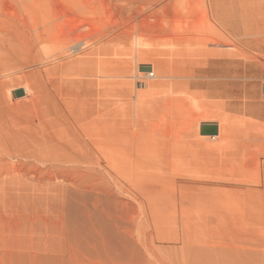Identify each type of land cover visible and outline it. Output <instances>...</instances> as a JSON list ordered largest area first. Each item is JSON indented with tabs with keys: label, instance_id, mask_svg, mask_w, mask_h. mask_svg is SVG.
I'll return each mask as SVG.
<instances>
[{
	"label": "bare ground",
	"instance_id": "1",
	"mask_svg": "<svg viewBox=\"0 0 264 264\" xmlns=\"http://www.w3.org/2000/svg\"><path fill=\"white\" fill-rule=\"evenodd\" d=\"M37 1L35 5L42 4L43 0ZM59 1L58 4L81 8L39 7L41 27L32 26L34 41L29 43L30 39L28 40L31 53L27 54H31L28 63H37L45 68L8 79L6 83L1 82L8 86H20L24 96L15 99H22V102L6 100V104L0 107L1 116L15 114L11 119L8 117L9 121L5 120L6 125H3L0 132V177L12 179L18 175L31 174L41 182L50 183L53 189H57L61 183L79 187L77 172L81 160H89V164L99 167L104 163L107 169L118 163L111 158L110 154L114 152L128 150L136 154L149 153L152 157L141 156L134 160L135 170L170 173L174 186L173 207L184 218H199L206 210L208 212V204L213 201L210 199L211 202L208 203L209 197L213 195L211 191L217 188L213 184L218 181L227 183L224 177L209 171L217 170L239 155H246L248 147L261 137L260 130L251 125L239 129L236 118L239 113L246 115L255 112L262 115L252 106V101L249 100L252 96L247 95L246 90L250 83L259 90L264 79V64L256 60L264 58V41L238 38L240 29L246 34V28H250L247 25L246 28L243 25L240 27L238 7L222 8L225 0L223 3L219 0H207L208 4L205 5L208 8H195L200 16L198 18L195 13L194 17L198 21L189 26H180L182 23L176 16L175 21L181 23L179 25L176 22L180 33L171 42V50L168 43L170 40H167V52L160 51L157 44L158 51L142 48L148 40L145 38L147 32L144 17L139 20L135 15L129 20L123 21L122 18L120 23H114L105 9L93 8L91 0ZM103 2L104 0L101 4ZM230 2L226 4L229 7L232 4ZM181 12L189 14L188 10ZM157 19L152 18L150 21L156 22ZM36 20L34 24H37ZM130 21L134 23L131 24ZM129 22V29L110 37L113 31ZM183 22L186 24L184 20ZM158 38L157 36L155 41ZM41 40H48L53 44L52 47L44 48L41 45L39 54L32 53L35 42L39 43ZM123 41L132 43L131 49L130 46L124 47L129 51L126 56V52H123L124 57H119L120 53H116L113 56L118 58H105L110 43ZM164 43L166 44V40ZM164 43L161 44L162 47ZM193 44L197 45L195 49L201 46V50H196L200 57L189 59L188 67H184L182 65L185 59L183 61L181 58L186 57L187 53L191 55L194 49L188 46ZM120 47L118 49L123 50ZM23 48L20 47L24 51L26 46ZM38 50L34 49L35 52ZM185 50L187 53H184ZM75 54L82 56L74 57ZM195 54H192L193 58ZM180 56L182 57L179 59ZM65 59L67 61L58 63ZM252 59L255 60L251 61ZM147 63L150 70L136 69L139 64ZM89 77L99 78L101 81H97V86L108 85L111 90L103 108L98 102V106L81 105L71 98L72 89L88 82L85 78ZM137 83L143 86L137 88ZM117 86L118 90L115 89ZM11 90L13 88L9 93ZM5 96L4 92H0V97L5 99ZM202 122H215L217 134L198 133ZM160 154H169L172 161H162ZM260 157H264V148H256L252 153L256 168L259 167ZM124 162L127 163V160ZM83 163L85 166L86 163ZM229 189L228 186H223L217 191L220 200L215 194L218 188L213 191L217 196V199L213 197L214 201L219 205L212 206L211 208H215L213 211L220 210ZM235 189L240 192L248 191L245 187ZM154 195L157 194L148 192L142 199L133 197L137 204L133 215L138 216V210L149 209L152 215L158 217L159 208Z\"/></svg>",
	"mask_w": 264,
	"mask_h": 264
},
{
	"label": "rangeland",
	"instance_id": "2",
	"mask_svg": "<svg viewBox=\"0 0 264 264\" xmlns=\"http://www.w3.org/2000/svg\"><path fill=\"white\" fill-rule=\"evenodd\" d=\"M31 1L0 0V92L6 94L5 99L0 97V107L6 104V100L22 102V99L15 100L17 96L14 95V91L20 89V86L10 84L8 86L1 82L6 83L8 79H15L21 75L35 73L37 70L45 68L37 63H28L31 54H27L30 52L29 43L34 41L32 26L41 27L38 17L40 8L44 9L45 6L46 8H81L68 7L65 3L58 4L59 0H55V2L54 0L52 2L51 0H43L41 1L42 4H36L37 6L34 4L36 0ZM223 1L219 0L221 3ZM226 1H224L222 8L238 7L240 27L242 28L243 25L246 28L247 25L250 28H246V34L240 29L238 38H257L264 41V0ZM101 2L102 0H91L90 4L93 3V5L91 4L93 8L105 9L114 23H120L122 18L123 21L129 20L135 15L139 20L144 17L145 32H147L145 38L148 40H146V47L142 46V48L144 50H157L156 48L159 47L161 49H158L164 52L169 51L167 50L169 46L171 50V46H173L171 42L180 33L176 26L179 27L181 23L180 26L194 24L198 21L197 17L200 16L195 8H208V5H205L208 4L207 0H104L105 3L108 2L107 4L103 2L104 5ZM225 2L232 4L229 7V4L226 5ZM239 3L242 5L240 6ZM181 8L183 11L188 10V13L191 14L186 12V15L181 12ZM171 10L175 11L172 12ZM176 10L179 11V16ZM181 13L182 15H180ZM195 13L197 14L196 18L194 17ZM171 15L173 16L171 17ZM175 17L177 19L179 17L178 21L181 23L175 21L177 20ZM152 18L158 19L156 22L155 20L150 21ZM34 19H37L39 25L34 24ZM130 22L131 24L134 23V21ZM130 22L122 28H117L110 37L126 31V28L129 29L131 27ZM171 22L173 24L177 22L179 25L177 23L172 25ZM171 26L174 30L171 29ZM157 36L159 37L158 41H155ZM160 36H163L161 39L164 38V41L160 39ZM165 40L166 44L164 43ZM167 40H170L169 46ZM41 41H39L40 44L35 42L37 44H35L36 47L34 46L35 51L42 48L41 45L44 48L47 46L50 48L53 45L48 40ZM163 43L165 47L161 46ZM118 46H122L120 49L123 48V50H119ZM129 46L131 49L132 43L130 41L112 42L105 58H118L113 56L116 53H120L119 57H124L122 54L126 52L124 55H127ZM196 46L193 44L188 48L194 49L195 52L202 49L201 46L195 49ZM20 47H24V51ZM124 47L128 48L125 50ZM27 48L29 50H26ZM34 49L32 53L39 54L40 49L37 52ZM193 51L191 55H187L185 50L186 57H179V59L182 57L183 61L185 59L182 66L188 67L190 60L200 57L197 52L195 54ZM193 53L196 55H194L195 58L192 56ZM75 55L74 57L82 56V54L80 56H78L79 54ZM253 60L255 59L251 61ZM256 60L264 64V58H256ZM65 61L67 59L58 63ZM141 65L139 64L136 69H139ZM85 79H88V82L72 89L71 98L76 104L98 106L99 103L103 108L108 99V92L111 91L110 88L102 83V86H97L99 78L89 77ZM89 80L94 81L92 83ZM247 81L250 82V80ZM142 86L141 83L136 84L137 88ZM12 88L13 90L9 93ZM263 88L264 79L259 90L251 83L246 90V94L252 96L249 97L252 106L257 108V112L262 113V115L259 116L255 112L246 115L239 113L236 118L239 129L245 125H251L260 130V139L248 147L246 155H239L217 170L209 171L212 174L217 173L227 180L226 184L223 181L213 184L215 187L217 185L218 190L215 194L218 195V198L219 193L217 191H220L221 187L228 186L230 188L219 211L215 212L213 211L215 208H211L217 204L214 201L217 199L213 192L217 189L215 188L211 191L213 195L209 192L212 198L209 197L208 203L211 202L210 199L214 202L208 204L209 207L207 208L210 209L208 212L206 210V213L200 216L201 218L194 216L184 218L173 207L174 186L170 173L159 170L156 172L135 170L134 163L136 161L134 160L141 156H151L149 153L136 154L128 150L114 152L110 154L111 158L117 160L118 163L107 169H105L104 163H102V168L89 164V160H81L77 172L80 181L79 187L61 183L57 189H53L50 183L41 182L31 174L27 176L18 175L12 179L1 176L0 264H264V157H260L258 168L254 166L252 160L254 150L264 148ZM115 89L118 90L119 86ZM13 116L15 114L0 115V132L3 125H6L5 120L9 121L10 117ZM198 133L200 132L198 131ZM159 158L162 161H172L169 154H160ZM124 160H127V163ZM83 162L86 163L85 166ZM237 187H245L248 191H237L235 189ZM145 192L157 194L154 197L157 199V207L159 208L158 217L152 215L149 209L146 211L138 210L139 215H133L132 212L137 209L133 197L142 199L146 194ZM218 203L220 202L218 201ZM217 206L219 205L217 204Z\"/></svg>",
	"mask_w": 264,
	"mask_h": 264
},
{
	"label": "water",
	"instance_id": "3",
	"mask_svg": "<svg viewBox=\"0 0 264 264\" xmlns=\"http://www.w3.org/2000/svg\"><path fill=\"white\" fill-rule=\"evenodd\" d=\"M140 70H150V66L149 65H141L139 67ZM264 90V88H263ZM14 95L19 97L23 95V90L17 89L14 91ZM200 134L202 135H215L218 132V127L217 124L215 122H202L200 124Z\"/></svg>",
	"mask_w": 264,
	"mask_h": 264
}]
</instances>
